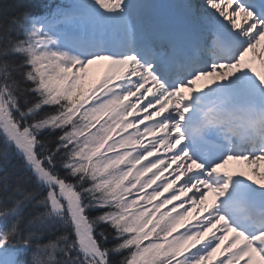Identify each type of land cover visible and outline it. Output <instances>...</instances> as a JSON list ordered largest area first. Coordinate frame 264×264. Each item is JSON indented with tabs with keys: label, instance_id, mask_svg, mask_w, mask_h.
Here are the masks:
<instances>
[{
	"label": "snow or ice",
	"instance_id": "6c2138e0",
	"mask_svg": "<svg viewBox=\"0 0 264 264\" xmlns=\"http://www.w3.org/2000/svg\"><path fill=\"white\" fill-rule=\"evenodd\" d=\"M262 166L264 0H0V264H264Z\"/></svg>",
	"mask_w": 264,
	"mask_h": 264
},
{
	"label": "bare ground",
	"instance_id": "6f19581e",
	"mask_svg": "<svg viewBox=\"0 0 264 264\" xmlns=\"http://www.w3.org/2000/svg\"><path fill=\"white\" fill-rule=\"evenodd\" d=\"M212 78L211 77H204L201 78L199 81H197L198 88H203L206 84L211 85ZM233 167L238 171H247V165L242 162H236L234 161ZM262 171H264V166H262ZM211 202V196L209 198V203Z\"/></svg>",
	"mask_w": 264,
	"mask_h": 264
}]
</instances>
